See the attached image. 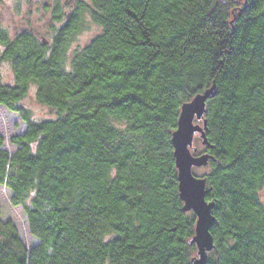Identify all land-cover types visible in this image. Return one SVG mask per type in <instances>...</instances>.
I'll return each mask as SVG.
<instances>
[{
	"label": "trees",
	"instance_id": "obj_1",
	"mask_svg": "<svg viewBox=\"0 0 264 264\" xmlns=\"http://www.w3.org/2000/svg\"><path fill=\"white\" fill-rule=\"evenodd\" d=\"M242 1L79 0L49 40L0 23V105L25 128L13 151L0 133V186L36 238L25 246L0 207V264H193L171 133L211 84L204 263L264 264V0ZM83 9L100 31L70 51ZM31 84L56 116L32 119Z\"/></svg>",
	"mask_w": 264,
	"mask_h": 264
},
{
	"label": "rangeland",
	"instance_id": "obj_2",
	"mask_svg": "<svg viewBox=\"0 0 264 264\" xmlns=\"http://www.w3.org/2000/svg\"><path fill=\"white\" fill-rule=\"evenodd\" d=\"M79 0H0V23L7 29L10 34L19 30L31 29L39 38L49 40L55 33L54 29L60 27L64 23L65 12L76 5ZM89 4L90 0H80ZM237 5L243 3L242 0H231ZM55 5L61 8L62 16L60 20L53 18V8ZM78 26L73 31L70 41L69 50L83 46L89 39L100 31V26L91 19L90 11L83 9L79 18ZM1 79L6 82L12 81V70L7 60L0 61ZM35 85L31 84L27 91V95L22 99V104L29 110V114L33 120L42 118H52L55 115L53 108L51 109L45 104L37 102L35 99ZM202 125L200 119H194ZM24 123L17 113L0 105V133L4 136V147L9 151H13L15 146L10 143L9 137L13 134L24 131ZM193 155L199 154L203 145H201L200 133L195 132L191 146L189 147ZM192 172L195 175H201L207 168L201 165L193 166ZM0 207L3 219H11L16 224L18 234L22 238L25 246L30 247L36 242V238L29 234L26 215L21 206L14 205L10 200V191L4 186H0ZM193 255L198 254L193 251Z\"/></svg>",
	"mask_w": 264,
	"mask_h": 264
},
{
	"label": "water",
	"instance_id": "obj_3",
	"mask_svg": "<svg viewBox=\"0 0 264 264\" xmlns=\"http://www.w3.org/2000/svg\"><path fill=\"white\" fill-rule=\"evenodd\" d=\"M208 87L202 93H197L190 101L182 103L177 119V127L172 131V145L174 146L173 155L177 170L178 193L183 201L184 209H191L196 216L194 225L195 233L192 241L197 248L198 257L193 258V264H205L207 253L213 244L210 235V226L214 222L211 214L213 201H207L205 194V180L201 176L192 172V167L206 164L207 154H195L190 151V146L195 132L200 133L202 142L205 143L204 129L206 121L203 118L205 112V101L208 96L214 93L215 85ZM200 119L202 125L193 122Z\"/></svg>",
	"mask_w": 264,
	"mask_h": 264
}]
</instances>
